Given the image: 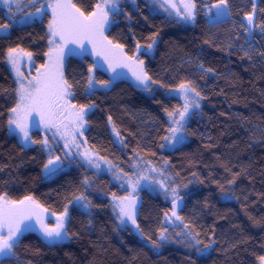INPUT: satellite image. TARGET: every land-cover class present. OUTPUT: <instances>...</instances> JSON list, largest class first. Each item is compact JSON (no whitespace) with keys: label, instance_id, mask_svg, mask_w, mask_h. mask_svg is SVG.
<instances>
[{"label":"snow or ice","instance_id":"snow-or-ice-1","mask_svg":"<svg viewBox=\"0 0 264 264\" xmlns=\"http://www.w3.org/2000/svg\"><path fill=\"white\" fill-rule=\"evenodd\" d=\"M144 5L147 14L139 0H92L90 3L85 0H0L4 10L0 15V40H10L14 31L39 26L43 32L41 39L45 41L39 51L22 44H9L4 49L3 60L13 74L10 94L7 89L0 92L6 100L10 96L6 108L0 110L7 133L16 139L21 151L38 147L42 154L39 163L43 180L60 176L73 165L82 171L78 184L63 194L59 209L32 193L14 197L9 190L0 188V264H23L20 251L30 233H35L50 249L79 239L80 232L73 230L74 218L85 216L83 227L91 231L95 209L104 207L110 210L114 231H127L139 237L153 251L159 252L170 243H180L192 253L187 256L188 264H197L199 258L216 250L219 240L215 229L205 233L194 223L197 212L212 206L207 197L200 199L202 193L194 186L205 185L207 179L209 184H215L221 201L240 200L238 181L252 178L248 167L221 162L227 175L213 180L210 176L201 178L195 170L197 162L190 160L191 178L183 177L164 156L158 161L146 158L156 157L157 152L141 140L136 141L128 155L129 137L134 134L125 132L108 112L105 125L111 142L127 156L125 167L124 161L101 155L97 145L89 142L87 133L99 108L91 97L106 94L121 81L129 80L137 91L160 105L166 117L162 134L157 136V147L169 152L181 151L190 136L198 135L190 129V122L204 116L202 102L208 99L205 91L208 78L229 79V75H234L220 74L206 64L203 57L208 49L215 48L229 58L235 55L251 67L259 63L264 68V0H249L247 5L234 0H144ZM160 15L169 24L192 28L203 17L208 32L199 51L184 57L180 67H194L195 75L205 81L204 86L193 75H173L171 79L175 82L166 83L161 74L152 72L149 61L155 58L162 29L147 31L143 41L136 39L133 33L131 49L112 35L121 19L128 22L131 32L136 19L145 22L144 28L155 29L152 20ZM225 24H230L231 28L221 39L213 30ZM37 56L43 61L38 65L34 59ZM74 58L81 66L87 65L83 87L88 102L78 99L76 90L81 82L66 75ZM103 74H107V78H101ZM161 89L167 104L156 96ZM172 100L179 102L169 106ZM207 139L212 140V137ZM213 146L205 144L206 148ZM235 168L239 170L234 171ZM0 171H4L3 166ZM105 176L111 178L108 183L115 185L116 191L104 190L101 182ZM143 192L162 196L165 203L154 233L146 232L141 226ZM94 193L98 200L106 203L94 202ZM260 196L264 198V193ZM186 209L193 215L182 214ZM249 219L264 225V217L258 220L249 216ZM236 246L234 243L231 247ZM253 264H264V253L257 255Z\"/></svg>","mask_w":264,"mask_h":264},{"label":"trees","instance_id":"trees-1","mask_svg":"<svg viewBox=\"0 0 264 264\" xmlns=\"http://www.w3.org/2000/svg\"><path fill=\"white\" fill-rule=\"evenodd\" d=\"M90 2L92 0H85V3ZM139 2L145 8L144 0ZM234 2L247 5L249 0ZM128 7L131 10V6ZM3 11L0 7V15ZM152 23L155 29H147L143 27L144 21L136 19L130 32L128 22L121 19L112 35L131 49L134 46L133 33L136 39L143 41L147 31L162 29V40L155 58L149 61L152 72L161 74L166 83L175 82L171 79L173 75H193L204 86L205 81L199 80L195 75L194 67H180L184 57L195 55L199 51L202 39L208 32L203 17H200V23L195 28L169 24L163 15L157 16ZM230 28V24H225L213 31L223 39ZM42 36L43 32L37 26L14 31L10 40H0V92L7 89L10 94L13 87V75L3 60L4 49L9 44H22L39 51L45 44ZM259 39L260 36L257 35V40ZM34 59L37 65L43 62L39 56ZM203 60L220 74L234 75H229V79L223 76L219 79L208 78L205 87L208 99L202 103L204 116L190 122V129L198 135L190 136L189 143L181 151L169 152L157 147V136L162 134L161 127L166 117L161 106L153 103L146 94L137 91L129 80L121 81L106 94L97 93L91 97L99 108L92 117L93 123L87 135L89 142L100 149L101 155L124 161V166L127 167V156L111 142L112 138L105 125L106 114L110 112L125 132L131 131L134 134L129 137V149L126 150L128 155H131L136 141L141 140L142 144L157 152L156 157L146 158L158 161L160 156H164L183 177L191 178L193 168L189 165L190 160L197 162L195 170L201 178L210 176L213 180L227 175L220 166L221 162L248 167L252 178H241L238 181L237 194L241 196L240 200L227 203L221 201L215 184H209L207 179V186H194L202 193L200 199L207 197L212 205L203 212H197L194 223L205 233L214 228L219 240L216 250L207 257L199 258L197 264H253L255 257L264 253V249H261V244H264V225H257L249 219V216L258 220L264 217V198L260 196V193H264V68L259 63L256 67H251L237 56L229 58L215 48L208 49ZM86 67V64L81 66V62L74 58L66 72L70 79L75 78L81 82L76 90L80 102H88L83 87ZM101 78H107V74H103ZM221 90L223 94H220ZM163 92L161 89L156 96L167 104ZM9 102L10 96L6 100L4 95H0V110L6 108ZM178 102L172 100L169 106ZM100 108L104 111L101 112ZM2 120L0 117V166L4 167V171H0V188L9 190L14 197L32 193L49 206L59 209L63 203V194L78 184L82 171L70 167L60 176L43 180L39 163L42 154L38 147L21 151L16 139L8 135L6 124ZM200 133L204 134L203 137ZM208 136L212 140L207 139ZM205 144L214 146L206 148ZM236 170L239 169L235 168L234 171ZM110 179L105 176L101 182L102 187L106 191H116V186L108 183ZM4 181L8 183L5 184ZM141 197V226L146 232L154 233L159 225L161 209L165 207L163 197L147 192L141 193ZM93 199L97 203H106L102 199L98 200L95 193ZM95 213L91 231L83 227L86 223L85 216L77 215L74 218L73 230L79 231L80 237L62 247L47 248L35 233H30L20 251L23 264H188L187 256L192 254L189 249L170 243L157 253L145 246L139 237L127 231H114L107 207L95 209ZM182 214L192 216L193 212L186 209ZM234 243L237 246L232 248Z\"/></svg>","mask_w":264,"mask_h":264},{"label":"rangeland","instance_id":"rangeland-1","mask_svg":"<svg viewBox=\"0 0 264 264\" xmlns=\"http://www.w3.org/2000/svg\"><path fill=\"white\" fill-rule=\"evenodd\" d=\"M0 7H2V6H0ZM25 71H26V69H25ZM35 72V68H33V73ZM13 75V74H12ZM203 103V102H202ZM72 167H75V165H73ZM172 244H174L175 246H182V247H184L182 244H180V243H172ZM185 248V247H184ZM162 251V248L159 250V252H157V253H160Z\"/></svg>","mask_w":264,"mask_h":264}]
</instances>
